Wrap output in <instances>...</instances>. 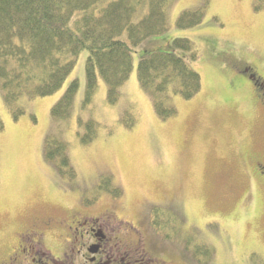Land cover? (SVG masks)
Masks as SVG:
<instances>
[{
    "label": "rangeland",
    "instance_id": "obj_1",
    "mask_svg": "<svg viewBox=\"0 0 264 264\" xmlns=\"http://www.w3.org/2000/svg\"><path fill=\"white\" fill-rule=\"evenodd\" d=\"M190 9L202 11L201 22L178 28L179 14ZM167 21L165 33L133 50L115 104L107 102L100 78L92 101H85L87 50L55 93L20 98L25 113L17 119L0 89V258L32 221L48 218L47 244L58 251L57 232L66 234L75 212L97 217L109 210L143 227L153 208L166 207L171 218L177 209L184 217L168 226L169 239L157 253L169 264H264V185L249 160L261 150L255 136L261 118L263 137L264 102L258 103L253 79L229 62H246L264 81V7L257 9L256 0H176ZM178 37L191 41L196 58L188 61L201 86L189 99L169 94L175 113L161 119L139 86L137 64L143 50H169ZM73 80L79 87L70 117L54 120L51 107ZM88 120L98 123L97 135L83 144ZM47 135L67 142L75 178L62 177L45 160ZM102 178L119 188V197L100 188Z\"/></svg>",
    "mask_w": 264,
    "mask_h": 264
},
{
    "label": "trees",
    "instance_id": "obj_2",
    "mask_svg": "<svg viewBox=\"0 0 264 264\" xmlns=\"http://www.w3.org/2000/svg\"><path fill=\"white\" fill-rule=\"evenodd\" d=\"M174 1L0 0V89L12 117L17 119L25 113L17 105L20 98L55 93L74 68L81 50L88 52L85 101H92L100 78L107 86V102L115 104L121 97V86L129 78L133 50L168 30L167 10ZM262 7L264 0H256V8ZM201 19L200 9L184 10L176 26L190 28ZM189 58L195 59L196 54L191 41L182 37L174 38L169 50L142 51L137 80L161 119L175 113L169 94L189 99L200 89V75L189 64ZM78 87V81L73 80L51 107L54 120L70 117ZM258 90L262 91L259 86ZM85 126L86 132L80 135L83 144L95 138L98 123L88 120ZM43 156L62 177L75 178L68 145L62 137L45 136ZM100 188L113 197L120 196L110 178H102ZM162 218L160 208L151 210V224L165 238Z\"/></svg>",
    "mask_w": 264,
    "mask_h": 264
},
{
    "label": "flooded vegetation",
    "instance_id": "obj_3",
    "mask_svg": "<svg viewBox=\"0 0 264 264\" xmlns=\"http://www.w3.org/2000/svg\"><path fill=\"white\" fill-rule=\"evenodd\" d=\"M229 62L236 71L253 79L256 97L261 101L258 103L262 104L264 81L256 76L246 62L231 58ZM258 86L262 91L258 90ZM257 121L260 123L258 128H261V118ZM258 128L255 141L261 150H257V156H250L249 160L253 163V177L264 185V132L262 139H259ZM160 209L165 224V238L153 228L151 212L148 219H142L143 227L121 221L109 210L97 217L75 212L71 215V225L66 229V234L57 232L62 241L58 251L52 250L47 244L48 229L45 223L48 218L39 221L41 223L32 221L33 225H28L18 235L16 245L0 258V264H169L164 258H159L157 253L169 239L168 226L184 223V217L178 209L175 218L170 217L166 207Z\"/></svg>",
    "mask_w": 264,
    "mask_h": 264
}]
</instances>
